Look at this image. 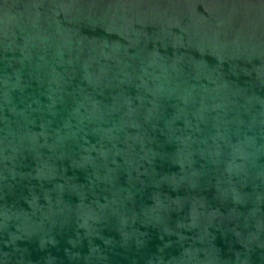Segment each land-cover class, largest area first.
Returning a JSON list of instances; mask_svg holds the SVG:
<instances>
[{
  "label": "water",
  "instance_id": "obj_1",
  "mask_svg": "<svg viewBox=\"0 0 264 264\" xmlns=\"http://www.w3.org/2000/svg\"><path fill=\"white\" fill-rule=\"evenodd\" d=\"M0 264H264V0H0Z\"/></svg>",
  "mask_w": 264,
  "mask_h": 264
}]
</instances>
